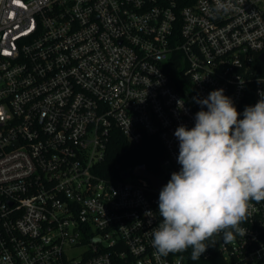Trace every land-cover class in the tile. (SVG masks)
I'll use <instances>...</instances> for the list:
<instances>
[{
    "label": "built area",
    "instance_id": "built-area-1",
    "mask_svg": "<svg viewBox=\"0 0 264 264\" xmlns=\"http://www.w3.org/2000/svg\"><path fill=\"white\" fill-rule=\"evenodd\" d=\"M220 2L0 0V264H189L152 246L174 132L194 97L222 88L242 119L264 92V0ZM116 130L160 139L162 187L100 174ZM253 205L244 238L213 237L226 264H264Z\"/></svg>",
    "mask_w": 264,
    "mask_h": 264
},
{
    "label": "clouds",
    "instance_id": "clouds-1",
    "mask_svg": "<svg viewBox=\"0 0 264 264\" xmlns=\"http://www.w3.org/2000/svg\"><path fill=\"white\" fill-rule=\"evenodd\" d=\"M228 10L217 0V12ZM259 95L242 119L222 88L193 98L201 107L194 126L181 125L174 132L181 168L159 193L162 220L152 229L158 255L191 248V260L197 261L216 243L213 237L222 234L228 245L247 234L241 225L251 216L253 202H264V92Z\"/></svg>",
    "mask_w": 264,
    "mask_h": 264
},
{
    "label": "trees",
    "instance_id": "trees-1",
    "mask_svg": "<svg viewBox=\"0 0 264 264\" xmlns=\"http://www.w3.org/2000/svg\"><path fill=\"white\" fill-rule=\"evenodd\" d=\"M177 87L183 90L180 81H176ZM166 157V150L160 139L147 137L138 144L128 141L120 130H116L108 145L106 159L100 165L99 172L107 178L120 177L121 172L139 164H146L147 168L155 174L162 173V161ZM206 243H210L206 242ZM191 251H186V259L189 264H226L224 257L216 250L214 245H209L200 260H191ZM210 256L206 258V255Z\"/></svg>",
    "mask_w": 264,
    "mask_h": 264
},
{
    "label": "water",
    "instance_id": "water-1",
    "mask_svg": "<svg viewBox=\"0 0 264 264\" xmlns=\"http://www.w3.org/2000/svg\"><path fill=\"white\" fill-rule=\"evenodd\" d=\"M134 173L139 176L149 179L153 184L160 186V187H162L165 183L164 179L159 178L155 173L149 170L146 164L144 163L137 165L136 169L134 170ZM123 175L124 177H128L129 173L124 172Z\"/></svg>",
    "mask_w": 264,
    "mask_h": 264
}]
</instances>
